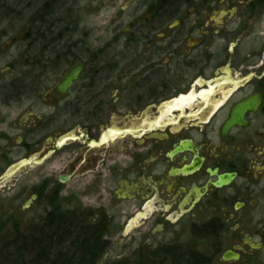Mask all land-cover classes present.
<instances>
[{
	"label": "flooded vegetation",
	"instance_id": "obj_1",
	"mask_svg": "<svg viewBox=\"0 0 264 264\" xmlns=\"http://www.w3.org/2000/svg\"><path fill=\"white\" fill-rule=\"evenodd\" d=\"M20 3L0 0V232L92 228L104 264L137 219L129 264L263 263L264 0H123L106 46L98 0Z\"/></svg>",
	"mask_w": 264,
	"mask_h": 264
},
{
	"label": "trees",
	"instance_id": "obj_2",
	"mask_svg": "<svg viewBox=\"0 0 264 264\" xmlns=\"http://www.w3.org/2000/svg\"><path fill=\"white\" fill-rule=\"evenodd\" d=\"M94 234L92 228H72L65 231L64 244L44 245L40 241L47 236L42 238L39 234L33 237L25 226L13 222L0 234V264H98L94 256L97 249ZM131 264L140 263L135 261Z\"/></svg>",
	"mask_w": 264,
	"mask_h": 264
},
{
	"label": "rangeland",
	"instance_id": "obj_3",
	"mask_svg": "<svg viewBox=\"0 0 264 264\" xmlns=\"http://www.w3.org/2000/svg\"><path fill=\"white\" fill-rule=\"evenodd\" d=\"M16 1V0H15ZM123 0H116V4L109 5L107 0H98V4L101 5V13L98 11L97 15L92 14L91 12H87L84 14V18H86L87 29L86 30H95L94 33L98 36L97 39H88L89 45L91 46H106L107 44H115L113 39L111 37H106V34L104 33L106 29L108 30L109 27V20L111 19V16L113 15V11L117 9L118 6H121ZM20 5L23 3L28 2V0H20ZM97 3V1H95ZM94 3V4H95ZM87 4H91L88 1H84L83 7H86ZM115 6V7H114ZM87 7H89L87 5ZM16 11V8H14ZM20 10H23V18L19 19L16 17V21L13 25V29H11L9 32L11 33V36H15L17 33V30L19 29L18 26H20L23 23H26V11L25 8L19 7ZM103 15V16H102ZM13 17V16H12ZM12 20V19H11ZM96 27V29H94ZM5 28V27H4ZM15 207V205H14ZM13 210V208H12ZM12 210L10 208V205H8L7 201L3 202V206L0 209V220H3L2 224H6L9 221H5L8 216L12 214ZM123 221V218H120L119 220H116L115 226H118L119 222L121 223ZM140 223L136 219L135 222L132 221V223L129 225L127 224L124 228V230H114L113 231V239L111 241V245L109 249L107 250L106 255L104 256V260L102 263L104 264H115L117 262H126L127 264L129 261H134L133 258L135 257L134 253L138 250V238L140 234ZM123 235L121 237L120 235ZM264 264V262L260 263Z\"/></svg>",
	"mask_w": 264,
	"mask_h": 264
},
{
	"label": "water",
	"instance_id": "obj_4",
	"mask_svg": "<svg viewBox=\"0 0 264 264\" xmlns=\"http://www.w3.org/2000/svg\"><path fill=\"white\" fill-rule=\"evenodd\" d=\"M82 69V65H75L70 68L66 72V74L63 75L55 90L61 93H65L68 90L69 86L78 79ZM225 258H228V256L225 255Z\"/></svg>",
	"mask_w": 264,
	"mask_h": 264
},
{
	"label": "snow or ice",
	"instance_id": "obj_5",
	"mask_svg": "<svg viewBox=\"0 0 264 264\" xmlns=\"http://www.w3.org/2000/svg\"><path fill=\"white\" fill-rule=\"evenodd\" d=\"M181 100H183L184 98H180Z\"/></svg>",
	"mask_w": 264,
	"mask_h": 264
}]
</instances>
